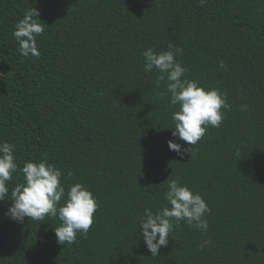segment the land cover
I'll list each match as a JSON object with an SVG mask.
<instances>
[{
    "label": "trees",
    "instance_id": "1",
    "mask_svg": "<svg viewBox=\"0 0 264 264\" xmlns=\"http://www.w3.org/2000/svg\"><path fill=\"white\" fill-rule=\"evenodd\" d=\"M31 8L46 25L39 58L23 57L13 36ZM170 43L186 77L230 105L194 156L169 150V140L189 147L172 136L178 106L143 70L142 52ZM0 141L21 168L47 160L66 192L80 182L99 203L87 236L59 244L58 216L5 215L23 182L14 173L0 201V264H264V0H0ZM177 177L207 202L209 229L181 221L154 257L139 219L167 203Z\"/></svg>",
    "mask_w": 264,
    "mask_h": 264
},
{
    "label": "clouds",
    "instance_id": "2",
    "mask_svg": "<svg viewBox=\"0 0 264 264\" xmlns=\"http://www.w3.org/2000/svg\"><path fill=\"white\" fill-rule=\"evenodd\" d=\"M199 3L203 6L206 0H199ZM39 15L37 9H29L13 31L14 39L19 44L18 51L25 58H39L41 54L36 38L44 33L46 25L40 22ZM180 54L182 49L170 43L167 50L160 52L149 47L142 52V57L143 70L146 73L155 70L158 74L156 87L162 84L166 86V92L161 95L169 96L171 107L178 106V110L172 113V136L186 142L189 147H183L174 140L167 143L169 150L183 157L188 153L195 155L192 146L204 137L209 126L220 127L225 117L224 110L229 109L230 105L227 94L219 88L186 77L187 67L176 59ZM220 67H225L223 61ZM241 110H247V105H241ZM236 155L239 156V151ZM17 160L15 145L0 141V201L9 195V182L13 174L19 171L23 175V182H17L11 189L12 204L5 215L17 222H22L25 217L41 221L48 216H58L61 223L54 232L57 242L62 245L75 243L78 233L86 237L94 223V213L99 208L93 192L80 182L70 185L66 192L61 182L62 170L47 160H28L22 168ZM164 200L167 203L155 212L145 208L139 219L140 235L154 257L161 247L167 246L169 235L181 221L204 233L209 229L205 214L210 213L211 209L207 202L199 192L181 183L179 177L167 182ZM210 243L211 240L206 239L199 248L203 250Z\"/></svg>",
    "mask_w": 264,
    "mask_h": 264
}]
</instances>
